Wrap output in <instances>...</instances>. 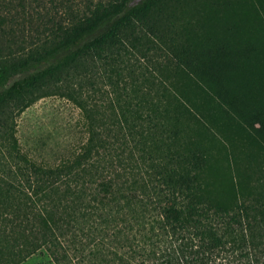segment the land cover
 Returning a JSON list of instances; mask_svg holds the SVG:
<instances>
[{
	"label": "trees",
	"instance_id": "16d2710c",
	"mask_svg": "<svg viewBox=\"0 0 264 264\" xmlns=\"http://www.w3.org/2000/svg\"><path fill=\"white\" fill-rule=\"evenodd\" d=\"M65 11L0 0V264H264V0ZM51 95L86 129L54 164L17 135Z\"/></svg>",
	"mask_w": 264,
	"mask_h": 264
},
{
	"label": "rangeland",
	"instance_id": "374dc122",
	"mask_svg": "<svg viewBox=\"0 0 264 264\" xmlns=\"http://www.w3.org/2000/svg\"><path fill=\"white\" fill-rule=\"evenodd\" d=\"M52 6L55 18L65 20V4L83 7L95 0H42ZM33 33L34 31H29ZM101 95L98 94V98ZM17 135L22 148L33 158L50 164L71 155L86 137L79 109L58 95L46 96L24 110L17 119ZM19 264H56L45 249H39Z\"/></svg>",
	"mask_w": 264,
	"mask_h": 264
}]
</instances>
